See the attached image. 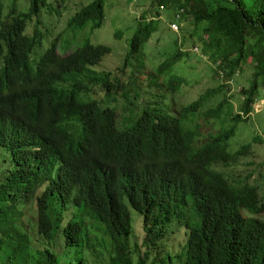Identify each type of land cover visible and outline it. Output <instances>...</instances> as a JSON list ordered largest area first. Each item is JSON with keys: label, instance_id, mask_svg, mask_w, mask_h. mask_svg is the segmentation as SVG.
Wrapping results in <instances>:
<instances>
[{"label": "trees", "instance_id": "16d2710c", "mask_svg": "<svg viewBox=\"0 0 264 264\" xmlns=\"http://www.w3.org/2000/svg\"><path fill=\"white\" fill-rule=\"evenodd\" d=\"M71 1L0 0V87L5 85L8 93L0 101V136L5 127L13 131L20 119L42 131L70 113L89 130L100 102L121 95L131 82L145 108L139 128L153 134L148 140L168 147L164 166L175 172L147 187L157 176L150 168L142 183L120 185L131 206L122 203L111 217L82 222L64 216V225L42 213L39 202L30 208L7 192L23 182L20 174L26 168L5 176L0 179V264H264L262 187L225 173L242 160H255L257 145L264 144L263 136L256 135L232 149L254 124L255 106L264 101V0H154L156 12L145 11L116 31L118 41L129 36L125 67L117 71L101 69L114 48L93 42L117 3ZM69 4L76 9L61 32ZM163 13L168 18L163 37L168 30L177 33L176 25L182 38L178 35L171 54L143 80L137 70L151 67L139 58L149 60L146 50L162 31ZM87 31L91 36L77 52L67 57L58 53L66 33L77 37ZM47 43L45 67L39 76L27 77L20 71L21 57ZM200 63L211 65L217 87L182 104L187 83L180 75L201 85ZM247 72L252 78L240 86ZM231 83L240 87L239 95L229 96ZM217 99L222 102L211 107ZM64 107L68 109L60 110ZM45 139L62 148L53 131ZM112 141L114 157L129 156ZM150 193H155L153 202ZM182 233L184 241L178 243Z\"/></svg>", "mask_w": 264, "mask_h": 264}, {"label": "clouds", "instance_id": "9594fccd", "mask_svg": "<svg viewBox=\"0 0 264 264\" xmlns=\"http://www.w3.org/2000/svg\"><path fill=\"white\" fill-rule=\"evenodd\" d=\"M172 28L176 32L179 29L176 25ZM58 37L52 38V43ZM65 37L61 38L58 47L61 56L60 44L62 45ZM68 40L63 44L68 43ZM49 50L44 44V47L34 48L31 53L24 54L19 61L20 71L30 78L39 76L40 70L46 65ZM5 51L11 55L10 50ZM101 69L106 68L102 66ZM149 73L147 76L140 74L146 79L151 71ZM125 92L130 93V103H133L131 106H139L137 109L131 108L125 117H128L127 120L119 117L118 109L107 98L100 102L99 112L96 109L89 130L85 129L82 119L77 121L71 113L67 115L63 125L62 120L67 116L60 118L58 126L48 124L42 131L26 126L24 119L15 123L13 131L5 127L0 136V179L26 168L20 174L23 182L16 183L7 191L16 196L15 201L28 204L30 208L39 202L41 212L49 214L62 225L64 216L72 222L111 217L117 213L119 204L130 205L123 200L124 190L120 188V185H125L126 180L142 183L149 169L154 168L157 176L147 187H155L159 178L163 179L164 175L174 173L173 168L164 166L168 147L165 144L159 147L148 140L153 134L139 128L143 124L140 114L145 110L143 101L137 97L139 92H136L131 82L127 91L121 93ZM7 95L6 86L0 87V101ZM66 109L68 108L64 107L60 110ZM111 112L113 114L110 116ZM48 131H53L62 139V148L59 149L53 142L45 139ZM112 138L117 140L121 150L128 153V157L112 155V149H116L115 146H109L113 142ZM68 151H71L70 155ZM149 195L153 202L155 193ZM140 219L137 216L135 220L137 229Z\"/></svg>", "mask_w": 264, "mask_h": 264}, {"label": "rangeland", "instance_id": "374dc122", "mask_svg": "<svg viewBox=\"0 0 264 264\" xmlns=\"http://www.w3.org/2000/svg\"><path fill=\"white\" fill-rule=\"evenodd\" d=\"M112 1V0H111ZM110 1V2H111ZM73 3V0L71 1ZM114 2L117 3V6L111 10V14L109 17V24L107 23L106 26L99 30L96 36L93 39L94 44H98L97 42L103 41L104 43L112 48H114V53L105 61L103 64V67L106 69H109L111 71H117V69H124L125 67V59L129 50V36L123 39V41H118L116 39V31H118L122 27V22H129V24H132V21L137 15L140 16L141 13L145 11H157L154 8V0H115ZM74 3L81 4L80 0H75ZM70 10L65 9V22L62 24V30L66 27V22L69 19V17L73 14L72 11L76 9L75 4L70 5ZM111 8V7H110ZM160 20L164 23L162 25V31L159 35H156L154 39H152L148 44V49L146 52L148 53V58H139V60H146L150 62V69L147 67H140L137 72L143 73L144 75H149L150 71L152 69H157L159 65L164 61L166 56L169 55L173 51L174 42L178 39L182 38V30L179 31L178 29L177 33L168 30L165 33V38L163 37L164 34H162L163 31H165V24H168V18L165 13L161 15ZM182 27L185 29L187 27V24L184 23ZM174 28V27H173ZM184 31V30H183ZM186 32V31H184ZM73 32H69L68 34H65V39L63 43L69 39L68 43H65L62 45L60 44V53L63 56L70 55L78 50V48L81 46V44L84 43V41L91 36V32L87 31L86 33H81L77 37L73 35ZM187 34V33H186ZM185 34V35H186ZM181 35V38L178 36ZM58 37V36H56ZM56 37H53L56 38ZM75 39L73 41H70V39ZM78 40V41H76ZM106 42V43H105ZM49 47V43L46 45ZM146 52L143 50L141 54H146ZM195 64V63H194ZM194 66V65H193ZM210 64L208 63H200L197 64V69L202 72L201 77V85H198L194 83L189 76H183V79H185L187 85L184 87L182 94L180 96V101L182 104L190 103L194 98H197L200 94L204 93L206 90L213 89L217 87L216 82L213 79V74L210 69ZM191 73L193 71H190ZM150 77V76H149ZM148 77V78H149ZM252 78V72H247L243 78L240 79V86H246L248 82ZM142 79H145V76L142 77ZM147 86L150 87V82H147ZM231 87L233 88V92H227L229 96L231 93L233 95H239L241 89L235 84L231 83ZM125 94L128 95L126 92L121 93V95H116L113 98H108V101L112 106H115L118 109V115L121 118H125L128 116V113L130 112L131 108L137 109L139 106L138 104L136 106H130V99L125 98ZM221 99H217L211 107L218 106L221 103ZM237 108V105H235ZM251 120L254 124H251L250 128H245L243 131V134L239 137V139H236L232 144V149L236 151L238 149V146L240 143L243 142H249L251 137L259 135L263 136L264 139V101L259 103L254 108V113L251 115ZM255 125V126H254ZM256 159L255 160H249L244 161L242 160L238 166H235L233 170H225V173H234L237 179H240L242 181H247L249 184L253 186H260L262 187L261 193L264 195V144L263 145H257L256 147ZM262 219H264V215L261 216ZM184 235L182 233V236L180 235L177 239L178 243H181L184 241Z\"/></svg>", "mask_w": 264, "mask_h": 264}]
</instances>
